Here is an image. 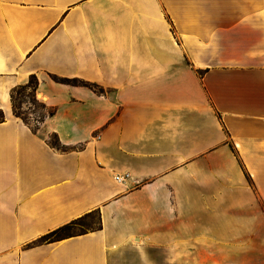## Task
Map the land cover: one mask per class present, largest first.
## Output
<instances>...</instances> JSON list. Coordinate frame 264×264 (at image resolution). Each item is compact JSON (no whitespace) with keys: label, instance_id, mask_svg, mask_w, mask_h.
Here are the masks:
<instances>
[{"label":"crops","instance_id":"obj_1","mask_svg":"<svg viewBox=\"0 0 264 264\" xmlns=\"http://www.w3.org/2000/svg\"><path fill=\"white\" fill-rule=\"evenodd\" d=\"M30 76L54 111L36 133L10 97ZM74 79L94 88L58 81ZM0 114V264H128L133 247L139 264H229L196 250L264 248L197 240L206 209L264 204V0H0ZM94 210L99 230L37 243Z\"/></svg>","mask_w":264,"mask_h":264},{"label":"rangeland","instance_id":"obj_2","mask_svg":"<svg viewBox=\"0 0 264 264\" xmlns=\"http://www.w3.org/2000/svg\"><path fill=\"white\" fill-rule=\"evenodd\" d=\"M181 1H193V0H181ZM197 1V0H196ZM218 1V0H217ZM225 1V0H221ZM29 80V79H28ZM28 82V81H27ZM29 93L27 90L24 94L18 95L15 97V112L20 115L21 118L25 121L26 125L30 128H39L38 126V119L39 115L42 113L39 107V100L35 95V100L37 103H32V100L29 96H26ZM25 95V96H23ZM50 135H48L49 137ZM250 184L249 179L247 180ZM197 206L199 202H196ZM213 203V202H212ZM207 212L205 218V228L204 233H199L197 231V240L205 239L206 241L211 242H220V241H228L235 242V241H263L264 242V204L260 203V214L254 217H236V216H227V217H215L213 214L210 213V209H206ZM214 212V211H212ZM198 219V218H197ZM220 220L222 223H220ZM200 229V227H197ZM78 229H74L73 232H76ZM200 231V230H199ZM138 241H134L133 245H137ZM264 246V245H261ZM140 249L133 247L131 251V255L125 259L129 260L128 264H139L134 261L137 257V252ZM197 257H208L212 258V262L214 259H219L220 257H227L229 259L228 263H235V258L238 256H264V248L260 249H245L240 250L236 248H217L214 247L210 249H197ZM138 258V257H137Z\"/></svg>","mask_w":264,"mask_h":264},{"label":"trees","instance_id":"obj_3","mask_svg":"<svg viewBox=\"0 0 264 264\" xmlns=\"http://www.w3.org/2000/svg\"><path fill=\"white\" fill-rule=\"evenodd\" d=\"M60 83L73 85V86H81V87H87V88H94L93 85L85 83L80 80H58ZM36 86H37V80L34 76H30L28 82L25 85L17 86L11 91V103H12V112L14 117L20 118V115L16 113L15 110V97L20 96L24 94L27 90L29 93L26 96H29L32 100V103H37L35 100L36 95ZM25 96V95H23ZM42 113L39 115L38 124L42 123L44 118L47 116H50L54 113L53 110L46 109L45 105L42 103L38 104ZM2 120V116L0 114V121ZM21 121L25 123V121L21 118ZM26 124V123H25ZM28 126V125H27ZM30 128V127H29ZM38 128H30V130L33 133H36ZM47 144L56 150L64 151V147H62L57 139V136L55 134H50V136L47 138ZM78 229L76 232H73L74 229ZM100 229V217L99 212L97 210L91 211L61 227H58L51 232L41 236L37 239V243H54L61 241L63 239H67L70 237L83 235L88 232H93Z\"/></svg>","mask_w":264,"mask_h":264},{"label":"built area","instance_id":"obj_4","mask_svg":"<svg viewBox=\"0 0 264 264\" xmlns=\"http://www.w3.org/2000/svg\"><path fill=\"white\" fill-rule=\"evenodd\" d=\"M128 177H129L128 174H125L123 176H116L115 180H116L117 183H123L124 179H127Z\"/></svg>","mask_w":264,"mask_h":264}]
</instances>
